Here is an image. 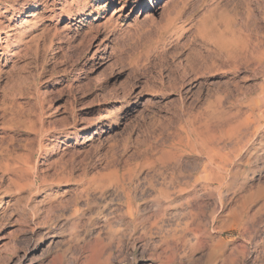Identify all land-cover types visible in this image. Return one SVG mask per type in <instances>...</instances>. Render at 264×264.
Here are the masks:
<instances>
[{"label":"rangeland","instance_id":"obj_1","mask_svg":"<svg viewBox=\"0 0 264 264\" xmlns=\"http://www.w3.org/2000/svg\"><path fill=\"white\" fill-rule=\"evenodd\" d=\"M148 1L0 0V264H264V0Z\"/></svg>","mask_w":264,"mask_h":264},{"label":"bare ground","instance_id":"obj_2","mask_svg":"<svg viewBox=\"0 0 264 264\" xmlns=\"http://www.w3.org/2000/svg\"><path fill=\"white\" fill-rule=\"evenodd\" d=\"M157 1L158 0H156L155 2H154V0H149L148 1V3H149V11L150 10H152V8L154 9V4L155 3H157ZM33 9V8H35L34 6H30V9ZM122 9V7L120 8V10ZM156 175L158 176V177H160V179H162L163 181L167 178L166 177V175L163 173V172H157L156 173ZM154 184H156V183H154ZM160 184V183H159ZM163 184V183H162ZM163 186V185H162ZM168 189V188H167ZM163 190V189H162ZM162 192H164V191H162ZM163 194V193H162ZM162 198V197H161ZM132 212V211H131ZM130 212V213H131ZM175 240V239H174ZM170 241V240H169ZM176 242V241H175ZM181 243V242H180ZM198 243H200V240L198 241ZM175 244V243H174ZM177 244H179V243H177ZM201 244V243H200ZM199 245V244H198ZM175 247V246H174ZM173 250V249H172Z\"/></svg>","mask_w":264,"mask_h":264}]
</instances>
